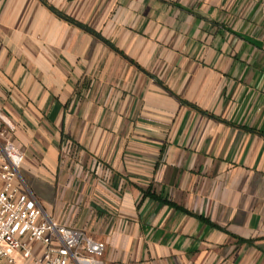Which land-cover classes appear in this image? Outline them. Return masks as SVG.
Segmentation results:
<instances>
[{
	"label": "crops",
	"instance_id": "1",
	"mask_svg": "<svg viewBox=\"0 0 264 264\" xmlns=\"http://www.w3.org/2000/svg\"><path fill=\"white\" fill-rule=\"evenodd\" d=\"M46 2L134 64L0 0V111L44 212L101 264H264V0Z\"/></svg>",
	"mask_w": 264,
	"mask_h": 264
},
{
	"label": "built area",
	"instance_id": "2",
	"mask_svg": "<svg viewBox=\"0 0 264 264\" xmlns=\"http://www.w3.org/2000/svg\"><path fill=\"white\" fill-rule=\"evenodd\" d=\"M17 130L0 111V263L101 264L105 244L54 221L20 177L24 155Z\"/></svg>",
	"mask_w": 264,
	"mask_h": 264
},
{
	"label": "trees",
	"instance_id": "3",
	"mask_svg": "<svg viewBox=\"0 0 264 264\" xmlns=\"http://www.w3.org/2000/svg\"><path fill=\"white\" fill-rule=\"evenodd\" d=\"M43 6H45L51 13H53L55 16H57L58 18L64 20L65 22L71 24V25H74L76 26L77 28L81 29L82 31L88 33V34H91L93 35L94 37H96L97 39H99L101 42H103L105 45H107L110 49H112L114 52H116L117 54H119L120 56H122L124 59H126L128 62L134 64L131 60H129L121 51H119L118 49H116L111 43H109L107 40H105L103 37L100 36V34L96 33L94 30H92L91 28H89L88 26L86 25H83V24H80L78 22H76L75 20H73L72 18L64 15L63 13H61L60 11H58L57 9H55L53 6L49 5L46 0H39ZM139 69V67H137ZM185 105L189 106L190 108H193L195 109L197 112L201 113V114H204L206 116H209V117H212L211 115H208L207 113H205L204 111L198 109L196 106L194 105H191L187 102H183ZM146 195L150 196L151 198L153 199H158L159 197H155L154 195H151L149 193V190L146 191ZM160 200V199H159ZM161 201L163 203H166L170 206H173L177 209H180L179 207L173 205L172 203L168 202L167 200L165 199H161ZM180 210H183V209H180ZM191 214V213H189ZM239 242H246L244 240H241V239H238Z\"/></svg>",
	"mask_w": 264,
	"mask_h": 264
},
{
	"label": "rangeland",
	"instance_id": "4",
	"mask_svg": "<svg viewBox=\"0 0 264 264\" xmlns=\"http://www.w3.org/2000/svg\"><path fill=\"white\" fill-rule=\"evenodd\" d=\"M17 259H18V263L21 262V261H20V258H19L18 256H17Z\"/></svg>",
	"mask_w": 264,
	"mask_h": 264
}]
</instances>
